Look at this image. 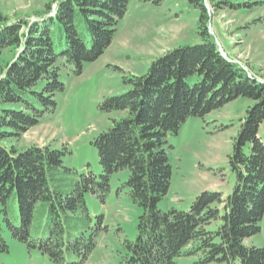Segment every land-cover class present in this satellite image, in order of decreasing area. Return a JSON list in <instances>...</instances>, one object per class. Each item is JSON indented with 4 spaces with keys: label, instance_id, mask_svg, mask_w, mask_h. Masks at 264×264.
<instances>
[{
    "label": "trees",
    "instance_id": "trees-1",
    "mask_svg": "<svg viewBox=\"0 0 264 264\" xmlns=\"http://www.w3.org/2000/svg\"><path fill=\"white\" fill-rule=\"evenodd\" d=\"M54 1L47 5L55 8L53 15L31 23L10 22L0 13V56L10 47L19 51L0 70V255L9 253L7 231L52 264H84L107 228L100 227L103 216L96 224L90 216L86 194L104 201L112 177L126 171L120 189L141 213L135 238L123 240L118 264H176L183 256H197V264H264V247L247 243L264 217V82L223 55L210 32L206 0H185L199 12L202 42L180 45L156 57L145 73L124 76L128 89L100 103L101 112L120 114L92 142L100 173L65 165L72 154L67 145H5L54 118L65 77L81 74L111 46L130 3ZM238 97L252 104L227 156L232 190H204L187 210L160 209L173 176L169 135L178 134L188 118Z\"/></svg>",
    "mask_w": 264,
    "mask_h": 264
},
{
    "label": "rangeland",
    "instance_id": "rangeland-1",
    "mask_svg": "<svg viewBox=\"0 0 264 264\" xmlns=\"http://www.w3.org/2000/svg\"><path fill=\"white\" fill-rule=\"evenodd\" d=\"M220 1L224 7L216 9L215 4ZM254 1L206 0V6L210 12V32L219 40L223 52L264 82V3L251 7ZM49 3L54 7V0H0V13L10 22L31 23L55 13V8L48 9ZM228 3L238 6L228 7ZM198 15L185 0H130L111 46L97 60L87 63L81 74L65 77L66 90L57 96L59 107L54 118L17 139L4 141L5 145L17 150L32 145H67L72 154L65 157V165L81 173H100L98 152L92 142L109 126L110 117L120 116L101 112L100 103L128 89L124 76L145 73L156 57L180 45L202 42L197 33ZM18 52L12 47L5 49L0 56V70ZM250 104V99L238 97L203 117L188 118L178 134L169 135L173 176L168 194L159 203L160 209L187 210L204 190H232L234 176L227 156L240 118ZM259 135L264 141V121ZM126 178V171L112 177L111 192L104 201L86 194L90 216L95 224L103 216L100 227L107 228L99 233L95 249L84 264H118L124 238L136 236L141 209L126 190L120 189ZM4 236L9 253L0 255V264H52L47 256L37 249H27L9 232L4 231ZM247 243L264 247V217L261 231ZM197 262V256H183L176 264Z\"/></svg>",
    "mask_w": 264,
    "mask_h": 264
},
{
    "label": "water",
    "instance_id": "water-1",
    "mask_svg": "<svg viewBox=\"0 0 264 264\" xmlns=\"http://www.w3.org/2000/svg\"><path fill=\"white\" fill-rule=\"evenodd\" d=\"M216 40H217V42H218V44H219V46H220V50L223 52V50H222V47H221V45H220V42H219V40L216 38ZM223 55L225 56V57H228L227 56V54L225 53V52H223Z\"/></svg>",
    "mask_w": 264,
    "mask_h": 264
}]
</instances>
